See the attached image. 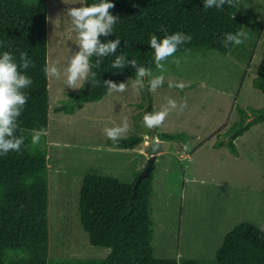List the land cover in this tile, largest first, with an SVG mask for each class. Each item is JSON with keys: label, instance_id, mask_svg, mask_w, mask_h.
<instances>
[{"label": "rangeland", "instance_id": "374dc122", "mask_svg": "<svg viewBox=\"0 0 264 264\" xmlns=\"http://www.w3.org/2000/svg\"><path fill=\"white\" fill-rule=\"evenodd\" d=\"M82 4L85 0H49L48 59L59 62L60 70L59 78L49 79L50 124L44 142L51 187L49 264L110 252L92 244L82 225L79 195L84 176L94 172L134 181L148 164L154 139L149 135L154 128L145 127L143 117L165 108L169 115L157 128L183 131L186 138L180 141L184 157L166 151L155 160L150 200L155 255L217 264L216 253L227 233L243 222L264 225V122L235 138L236 152L226 143L216 145L229 141L225 133L240 119L238 107H264V92L253 85L264 55V0H239L236 14L245 21L247 38L231 53L196 49L170 56L161 62L163 68L155 66L142 78V88H134L136 78L127 77L117 84L125 83L126 91L85 102L74 113L58 112L54 108L80 89L67 86L65 70L80 50L67 11ZM161 74L164 83L150 91L151 79ZM179 82L188 86L169 87ZM170 99L176 101L175 108ZM125 117L130 130L121 136L140 134L146 139L136 148L107 145L104 129L123 126ZM177 169L185 171L184 184L170 177V170Z\"/></svg>", "mask_w": 264, "mask_h": 264}, {"label": "trees", "instance_id": "16d2710c", "mask_svg": "<svg viewBox=\"0 0 264 264\" xmlns=\"http://www.w3.org/2000/svg\"><path fill=\"white\" fill-rule=\"evenodd\" d=\"M99 0H85V5ZM113 16H118L113 31L101 34L102 43L119 37L115 53L93 55L89 78L79 91L70 95L54 109L74 113L85 102L103 98L109 93L108 81L116 85L127 77L136 78L140 67L156 66L155 51L150 37L162 38L182 32L192 37L184 41L173 56L190 50L214 49L231 53L236 44L227 39L228 33L245 32V21L238 16L239 0L233 6L225 0L220 8L213 4L205 8V0H111ZM49 0H0V55L4 51L20 61L27 52L34 67L25 70L33 83L25 89L28 101L17 118L16 134L25 136L19 152L0 155V264H49L50 249V173L46 136L39 145H32L33 130L50 124L49 78L43 69L48 59ZM225 44L227 47H225ZM123 56L119 67H112ZM136 62L133 64L132 61ZM97 61L99 63L97 64ZM253 85L264 92V55L253 79ZM240 119L227 130V144L236 152L235 138L251 126L264 122V107L247 110L238 107ZM154 137L181 141L183 131L154 128ZM123 136H127L123 139ZM119 141L107 139V145L134 148L145 140L144 135H123ZM134 186L142 171L132 182L119 177L88 172L79 195V212L84 229L92 244L109 247L104 257L71 256L53 264H202L194 258H159L153 246V218L150 205L154 191V169ZM217 264H264V231L251 222H243L226 234L216 253Z\"/></svg>", "mask_w": 264, "mask_h": 264}, {"label": "clouds", "instance_id": "9594fccd", "mask_svg": "<svg viewBox=\"0 0 264 264\" xmlns=\"http://www.w3.org/2000/svg\"><path fill=\"white\" fill-rule=\"evenodd\" d=\"M225 0H205V8H212L213 4H217V8L223 5ZM229 5L233 6L234 0H228ZM114 7L111 0H99L98 3L91 5H81L79 7H71L67 11V16L71 18V22L78 33L77 44L79 51L74 53L71 57L69 65L65 70L66 84L70 88H80L83 83L89 78L92 64L90 58L95 54L98 56H107L110 53H115L119 37L114 41L102 43L100 40L101 34L107 35L113 31L115 21L119 19L118 16H113L110 9ZM243 38V39H242ZM247 38V33L238 31L236 33H228L227 39L234 41V44L240 45ZM192 37L185 35L182 32L174 34H165L162 38H158L155 34L150 37V45L155 51L154 60L157 68H163L162 61H166L168 57L173 56L178 47L184 41L190 42ZM225 47L227 45L225 44ZM123 56H118L112 67H119L123 62ZM136 61L133 60L134 64ZM58 63H46L43 71L47 78L60 77V70ZM99 61H97V64ZM175 63L179 66L180 61ZM30 67H34L33 61L28 58L27 52L20 53V61L14 59L12 53L4 51L0 55V155H7L11 152H19L21 146L24 144L25 136L23 134L17 135L19 127L17 118L22 114L25 105L28 101V93L25 89L32 85V79L27 75L26 71ZM95 76L94 72H91ZM146 75H151V70L145 67H140L136 74V79L133 82V87L139 86L142 88V78ZM108 91L124 92L126 91V84L121 83L118 86L111 82ZM164 83V75L154 76L149 83V90L155 91ZM188 85L184 82L169 84V87H176L183 90ZM172 108L176 107L175 100H169ZM187 107L186 101L181 105V112ZM169 109L165 108L153 113H145L143 117V124L145 127L152 129L163 124L166 117L169 115ZM130 130L128 118L123 119V126L108 127L104 129L106 136L113 142L119 141L121 134ZM48 135L45 128L33 130L31 135V143L36 146L39 145L41 138ZM126 139L127 136H123ZM155 139V138H154ZM260 230L264 231V225L260 226Z\"/></svg>", "mask_w": 264, "mask_h": 264}, {"label": "crops", "instance_id": "0c3cea01", "mask_svg": "<svg viewBox=\"0 0 264 264\" xmlns=\"http://www.w3.org/2000/svg\"><path fill=\"white\" fill-rule=\"evenodd\" d=\"M146 137H147V135H146ZM154 138L157 141V145H158V149H159L158 150V154L159 153L163 154L166 151H171L175 155H180L181 158L184 157L183 152H182L183 148L180 146V143H182V142H180V141L161 140L157 136L154 137ZM134 148H136V147H134ZM170 171H172L170 173V177H172V178L178 177L181 182L183 181V184L187 181L184 169H177V170H170ZM50 199H51V187H50ZM50 206L51 205H50V200H49V210H50ZM200 249H202V248H199L197 250H200ZM180 252H181V250H180ZM181 256H183V255L182 254L179 255V257H181Z\"/></svg>", "mask_w": 264, "mask_h": 264}, {"label": "water", "instance_id": "95a60500", "mask_svg": "<svg viewBox=\"0 0 264 264\" xmlns=\"http://www.w3.org/2000/svg\"><path fill=\"white\" fill-rule=\"evenodd\" d=\"M149 150H150V158H149L148 164L146 165V167L140 173V175H139V177H138V179L136 181V184L134 186V189H136L137 184L142 179V177H144L146 175H149L150 171L153 169L154 162L157 159V154H158V145H157L156 139H152L150 141Z\"/></svg>", "mask_w": 264, "mask_h": 264}]
</instances>
